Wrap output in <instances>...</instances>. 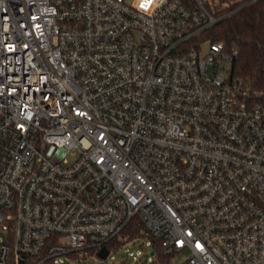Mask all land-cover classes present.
I'll return each mask as SVG.
<instances>
[{"label":"built area","instance_id":"obj_1","mask_svg":"<svg viewBox=\"0 0 264 264\" xmlns=\"http://www.w3.org/2000/svg\"><path fill=\"white\" fill-rule=\"evenodd\" d=\"M217 21L207 0H0V264L141 238L264 264V92L217 72Z\"/></svg>","mask_w":264,"mask_h":264},{"label":"trees","instance_id":"obj_2","mask_svg":"<svg viewBox=\"0 0 264 264\" xmlns=\"http://www.w3.org/2000/svg\"><path fill=\"white\" fill-rule=\"evenodd\" d=\"M225 7H215L217 23L199 39L221 42L227 52L235 50L230 62V74L254 95L264 92V0H219ZM141 226L128 227L130 238L140 236ZM109 248V244H106ZM117 247V246H116ZM118 250V248L113 251ZM112 251V252H113ZM151 264H170V256L163 252L160 242L151 239ZM44 264H55L53 260Z\"/></svg>","mask_w":264,"mask_h":264},{"label":"rangeland","instance_id":"obj_3","mask_svg":"<svg viewBox=\"0 0 264 264\" xmlns=\"http://www.w3.org/2000/svg\"><path fill=\"white\" fill-rule=\"evenodd\" d=\"M207 1L211 9L218 6L220 8L226 6V4H220L219 0ZM229 70L230 62H222L217 72L225 76ZM147 241V239L141 238L134 244H129L126 248L111 252L104 261L96 256H93L90 259H86L83 264H101L102 262L103 264H151L152 258L149 255L151 248H144ZM130 253L136 257V260H133L132 257L129 256ZM186 256V252L175 253L170 256V264H182ZM56 262H62L64 264H82L72 262L65 257L58 258Z\"/></svg>","mask_w":264,"mask_h":264},{"label":"water","instance_id":"obj_4","mask_svg":"<svg viewBox=\"0 0 264 264\" xmlns=\"http://www.w3.org/2000/svg\"><path fill=\"white\" fill-rule=\"evenodd\" d=\"M152 255L153 253L151 252L150 256L152 257ZM107 256H108V250L106 248L100 249V251H98L97 253V257L102 261H104L107 258ZM101 264H103V262Z\"/></svg>","mask_w":264,"mask_h":264}]
</instances>
